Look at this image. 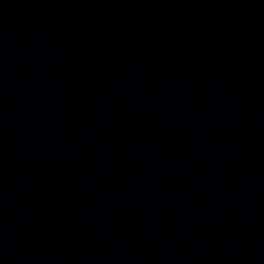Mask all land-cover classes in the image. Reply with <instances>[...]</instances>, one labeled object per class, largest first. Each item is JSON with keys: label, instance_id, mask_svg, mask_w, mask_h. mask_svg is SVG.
I'll return each mask as SVG.
<instances>
[{"label": "water", "instance_id": "95a60500", "mask_svg": "<svg viewBox=\"0 0 264 264\" xmlns=\"http://www.w3.org/2000/svg\"><path fill=\"white\" fill-rule=\"evenodd\" d=\"M0 264H264V0H0Z\"/></svg>", "mask_w": 264, "mask_h": 264}]
</instances>
